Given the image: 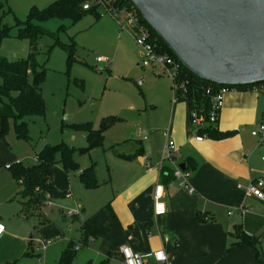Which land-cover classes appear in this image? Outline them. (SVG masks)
Listing matches in <instances>:
<instances>
[{
    "label": "rangeland",
    "instance_id": "374dc122",
    "mask_svg": "<svg viewBox=\"0 0 264 264\" xmlns=\"http://www.w3.org/2000/svg\"><path fill=\"white\" fill-rule=\"evenodd\" d=\"M53 1L1 0L0 28L8 25L12 29L11 36L0 40V59L17 60L27 56L28 41L15 37L16 19L23 21L32 8L41 10ZM39 24L47 31L38 38L36 56L37 62L46 67V75L40 85L46 111L43 116L26 118V137H18L14 120H7L4 137L0 138V151L5 147L13 158L2 164V177L10 180L11 175L4 164L12 165L16 161L23 165L35 164L36 154L44 145L65 143L75 148L86 146L84 132L75 131L74 125L89 121L94 128H98L103 120L115 118L119 121L105 132L103 146L95 147L89 153L75 154L78 162L76 169L67 172L60 162L54 165V186L59 192L69 193V196L52 198L45 193L44 203L37 212L42 217L33 215L25 220L31 237L27 238L24 253L32 247V254L0 264H57L68 244L63 235L74 241V249L79 247L70 264H98L103 256L101 250L105 247L102 238L89 240L82 247L77 241L83 220L91 215L98 229L104 228L107 219L104 214H99V204L112 202L117 181L126 171L127 164L113 154L111 147L116 145V149L127 152L133 139H140L143 145L147 142L152 144L153 152L161 149L163 134L172 114V82L157 66L141 65V48L136 44L132 30H121L118 22L101 9L97 16L86 13L74 24L58 19ZM72 43L74 59L68 65L67 52L61 45ZM97 57L107 62H97ZM256 87L259 89L261 84ZM176 101L186 112L187 99L181 96ZM1 124L0 120V129ZM138 128L146 132L147 141L141 137ZM91 163L99 183L95 188L85 187L79 177ZM247 208L264 219V201L249 203ZM7 209L11 214L12 208L6 206ZM44 216L49 220L41 224ZM2 218L8 222L7 217L2 215ZM53 226L58 232L48 231ZM259 228L254 235L264 232V227ZM48 240L52 243L43 250L42 245ZM229 240L232 242L234 238L230 236ZM261 248L264 254V238ZM37 252L41 254L39 259ZM108 264H118V261L110 259Z\"/></svg>",
    "mask_w": 264,
    "mask_h": 264
},
{
    "label": "crops",
    "instance_id": "0c3cea01",
    "mask_svg": "<svg viewBox=\"0 0 264 264\" xmlns=\"http://www.w3.org/2000/svg\"><path fill=\"white\" fill-rule=\"evenodd\" d=\"M176 99L172 102V114L163 134L161 149L153 152L152 144L147 142L143 145L139 139L143 153L131 160H123L127 164L126 171L117 181L115 197L111 203L108 202L112 215L104 210L107 202L99 204V214H104L107 219L104 228L98 229V238L101 237L105 244L101 250L102 259L108 256L109 260L117 259L118 264H122L120 247L128 245L140 254L163 251L165 260L155 262L149 258L151 264H256L251 248L227 250V246L231 243L228 232L233 231L235 225L241 224L248 234L264 227V219L247 208L249 203L257 204L264 200L245 192L251 180L261 178L264 181L261 141L251 134L258 124H264V87L238 88L223 94L216 126L218 131L230 134L220 139L205 136L201 141L196 140L189 120L188 103L186 101L185 112ZM168 136L175 148L171 158L165 159L164 147ZM134 141L127 152L135 149ZM12 158L5 147L1 149L0 170L2 164ZM188 161L195 164L194 169H185ZM5 165L4 168L10 171ZM180 165L184 166L181 169L187 174L186 181L194 191L187 192L181 187V180L173 176L163 185L162 201L166 211L155 215L153 196L161 168L168 167L173 171ZM18 189L12 174L9 180L0 173V223L5 225L0 237V262L29 256L23 255L27 238L31 235L25 225L28 217L21 213ZM6 206L12 208L11 214ZM228 211L231 213L227 214ZM199 217L211 220L201 221ZM91 218L92 215L83 221L97 227ZM57 230L54 226L48 229L50 233ZM63 239L67 243L71 241L64 235ZM33 249L31 247L32 252ZM36 256L39 259L41 254L37 252Z\"/></svg>",
    "mask_w": 264,
    "mask_h": 264
},
{
    "label": "trees",
    "instance_id": "16d2710c",
    "mask_svg": "<svg viewBox=\"0 0 264 264\" xmlns=\"http://www.w3.org/2000/svg\"><path fill=\"white\" fill-rule=\"evenodd\" d=\"M87 0H54L47 7L38 10L32 8L25 20L16 19L14 27H16V38L26 39L28 41V54L23 59L8 60L0 59V138L3 139L7 120L13 119L15 131L18 137H26L27 120L26 118L43 116L46 111V103L41 92V83L46 75V67L37 62L38 54V38L40 35L47 33L39 22L49 19L69 20L72 24L79 21L86 13H94L98 15L99 6L92 4L90 8L83 9V5ZM115 6H132L129 0H115ZM1 0H0V8ZM141 21L148 27L151 36L157 41L159 51H164L173 57L179 64L180 68L176 77L177 85L185 88L184 97L187 99L189 116L193 109H200V114L204 117L201 127H198L197 133L205 135L212 139H220L230 134L229 132H220L217 130L216 123L208 120L210 109V96L205 93L207 87H211L213 91L220 86L212 82H208L184 67L170 51L164 41L157 33L143 20ZM36 20V21H34ZM62 27V25L60 26ZM12 26H3L0 28V40L4 37L11 36ZM67 52L68 65L74 59L72 50L73 43L70 45H61ZM181 88H179L181 90ZM241 89H250L251 85H242ZM181 97L178 93L177 98ZM190 120V117H189ZM118 119L111 118L103 120L98 128H94L92 123L87 121L78 125H74L75 131H82L85 134L87 145L84 147H70L65 143L54 145H44L36 154V163L33 165H23L20 162L12 164L9 169L19 189L17 192L18 200L21 203V213L25 217L41 216L39 213L40 206L44 203L45 193L52 198H63L68 193L59 192L53 185V167L60 162L65 171H73L78 167L75 154L89 153L95 147L103 146L105 132ZM134 140V139H133ZM136 147L133 152H124L116 149V145L111 147L114 155L122 160H131L143 153V146L139 140L134 141ZM93 163L79 174L80 180L87 188H95L98 186L94 174ZM195 164L191 161L185 162V169H194ZM173 178V171L168 167H162L159 177V183L164 185ZM104 210L112 215L110 205L107 203ZM42 217V216H41ZM201 221H209L211 218L205 219L199 217ZM48 218L44 216L41 224L48 222ZM80 238L77 241L80 247L86 245L89 240L99 237L98 228L95 225L88 224L83 221L80 226ZM229 237L234 238L228 246L227 250L239 247L251 248L256 264H264V254L261 243L264 238V232L259 235L246 233L241 224L233 227V231L228 232ZM74 241H69L67 246L62 250L57 264H70L77 249H74ZM31 247L24 255H31ZM109 255V254H108ZM108 256L99 261L98 264H108Z\"/></svg>",
    "mask_w": 264,
    "mask_h": 264
},
{
    "label": "water",
    "instance_id": "95a60500",
    "mask_svg": "<svg viewBox=\"0 0 264 264\" xmlns=\"http://www.w3.org/2000/svg\"><path fill=\"white\" fill-rule=\"evenodd\" d=\"M129 1L201 79L235 87L264 82V0Z\"/></svg>",
    "mask_w": 264,
    "mask_h": 264
},
{
    "label": "built area",
    "instance_id": "2783aa9c",
    "mask_svg": "<svg viewBox=\"0 0 264 264\" xmlns=\"http://www.w3.org/2000/svg\"><path fill=\"white\" fill-rule=\"evenodd\" d=\"M114 1L115 0H87L83 5V9H88L92 4H96L99 6V9L111 15L118 22L121 30L126 31L128 28H130L132 30L136 44L141 48V65L143 67L157 66L163 74H166L170 78L172 82L171 87L173 91V98H177L178 93H180L181 96H184L186 92L185 88L182 89L181 85L179 86L176 83V77L178 75L180 64L168 53L158 50L159 47L156 39L151 36L148 27L141 21L140 13L134 5L119 7L113 4ZM96 61L104 63L107 62L102 57H97ZM258 84H261V87H264V82H261L251 85V88H257L256 86ZM230 87H234V89H230ZM239 87L240 86L235 87L220 85L216 91H213L211 87L206 88L205 93L210 96L208 120L211 123L217 122L219 111L223 103V94L230 90H236ZM179 88H181V90ZM189 117L190 123L193 127L194 138L198 141H201L205 135L197 133L198 127H201L204 122V117L200 114V109H193L190 112ZM137 130L143 139L147 138L146 132L143 129L138 128ZM251 134L253 136H257L261 141L260 145L262 146V154L260 159L264 161V145L262 144L264 137V124H258V126L251 131ZM165 136H167L166 133ZM174 148V142L171 139H168L164 147L165 159L171 158V153ZM10 166L11 165L9 164L5 165L6 168H9ZM186 175L187 174H185L184 171L178 166L173 170V176L181 180V187L187 190V192L193 193L194 189L188 185L186 181ZM245 192L247 195H252L258 199L264 200V181L261 178L251 180L245 187ZM67 196H69V193ZM162 197L163 185L157 182L153 196L155 203V215H162L166 211L165 203L162 201ZM230 213V211L227 212V214ZM4 230L5 225L0 223V237ZM50 242V240L46 241V243L42 245V248L44 249ZM120 253L122 257V264H151L149 258H152L155 262H163L165 260V255L161 250L147 254H140L133 251L128 245H122L120 247Z\"/></svg>",
    "mask_w": 264,
    "mask_h": 264
}]
</instances>
